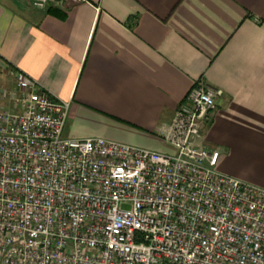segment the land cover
<instances>
[{
    "label": "built area",
    "instance_id": "2783aa9c",
    "mask_svg": "<svg viewBox=\"0 0 264 264\" xmlns=\"http://www.w3.org/2000/svg\"><path fill=\"white\" fill-rule=\"evenodd\" d=\"M15 76V108L0 110V264H264V187L201 143L221 88L196 82L160 127L172 154L66 137L70 101Z\"/></svg>",
    "mask_w": 264,
    "mask_h": 264
},
{
    "label": "crops",
    "instance_id": "0c3cea01",
    "mask_svg": "<svg viewBox=\"0 0 264 264\" xmlns=\"http://www.w3.org/2000/svg\"><path fill=\"white\" fill-rule=\"evenodd\" d=\"M17 70L70 101L66 137L157 150L196 82L221 88L201 143L264 187V0H0V110L15 108Z\"/></svg>",
    "mask_w": 264,
    "mask_h": 264
},
{
    "label": "rangeland",
    "instance_id": "374dc122",
    "mask_svg": "<svg viewBox=\"0 0 264 264\" xmlns=\"http://www.w3.org/2000/svg\"><path fill=\"white\" fill-rule=\"evenodd\" d=\"M166 142V141H165ZM134 145V144H133ZM137 146H140V145H137ZM167 148L163 149V150H158V151H162V152H167V153H176V149L174 147H172L171 145L169 144H166ZM141 147H145V148H149V149H153L152 147H149V146H141ZM153 150H157V149H153Z\"/></svg>",
    "mask_w": 264,
    "mask_h": 264
}]
</instances>
